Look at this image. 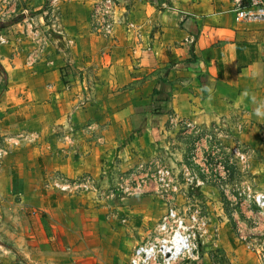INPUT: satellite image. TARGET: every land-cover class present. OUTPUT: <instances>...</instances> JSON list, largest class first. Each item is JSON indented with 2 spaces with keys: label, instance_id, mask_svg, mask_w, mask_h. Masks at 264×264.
I'll list each match as a JSON object with an SVG mask.
<instances>
[{
  "label": "rangeland",
  "instance_id": "1",
  "mask_svg": "<svg viewBox=\"0 0 264 264\" xmlns=\"http://www.w3.org/2000/svg\"><path fill=\"white\" fill-rule=\"evenodd\" d=\"M70 1L50 0L55 9L51 15L52 21L49 23L51 28L38 27L26 20L31 12L24 2L20 6L23 9L19 17L26 16L25 29L17 28L12 31L7 28L0 31V39L6 41L5 44H0V47L11 50V56L9 53L7 55L8 60L0 63L4 71L10 74L11 85L14 84L18 90L14 97L15 107L10 103L0 105V109H6V106L13 110L11 117L6 115L0 117V150L5 152L0 160V264H28L22 250L25 246L22 245H27L28 239L26 235L24 236V231L27 230L28 218L35 209L31 203L38 208L53 212L63 206L74 208L75 203L85 208H89L87 204H91L96 208L105 207L106 215H110L114 207L110 205L114 204L115 200L117 204L124 205V202L120 201L124 193L119 185L129 183V187L134 186L141 174L147 172L154 174L160 169L171 171L174 182L178 186L182 184L185 187L182 191L159 187L158 190L163 193L164 198L168 199L173 194L182 192L185 202L177 206L173 205L178 211L189 213L194 209L199 210L215 230L218 227H212L213 222H211L214 218V221L219 222L215 224H220V229L227 228L224 231H230L233 240L239 243L238 250L241 248L238 256L236 253L233 254L232 262L223 248H208V244H204L206 238H203L200 239V256L195 262L202 261V254H208L211 264H235L236 258L250 254L264 264V210L255 202L258 195H264V156L260 150L246 143H236L234 133L238 127H236L237 123H234L236 120L230 119L229 125L222 128L223 136L233 139L236 144L233 146L226 143L230 147L228 154L231 157L228 166L229 176L221 177L219 174L221 161L219 154L222 153L220 144L224 141H219V138L217 141L212 139V143L216 144L214 151L217 155L212 157L203 147L199 148L203 142L194 134L183 135L174 145H172L174 138H170L169 149H165L162 156L148 160L141 158L136 166L121 172L119 169L123 160L119 157L122 155V149L131 142V137H135V133L138 136L142 130L133 131L126 139L115 138L117 143H114L109 134L110 128H113L112 132L115 135L117 132L114 128L124 129L125 121L129 118V114H125L124 110L127 105H135L138 101L147 99L154 108L159 106L156 104V100L159 101L158 97H154L152 91L156 73L148 75L143 72L145 76H142L140 71L142 53L152 52L148 49L152 48L153 41L157 37L156 24L149 22L151 27L154 26L149 35L150 45L147 49L140 48V45L147 40L144 34L146 30H142L146 24L147 11L141 13L138 4L141 0H113L115 7L113 6L110 14L113 31L110 37H107L103 31L94 32L92 29L93 12L95 9L103 11L104 0H88L90 28L94 34L102 37L101 48L92 55H77L73 50L74 39L67 37L66 31L60 26L61 6ZM145 1L155 4L158 8L156 0ZM136 4L139 10L137 14H133V6ZM11 5L7 6L4 3L0 22L8 23L14 18L10 17L14 13L11 11L13 8L10 10ZM117 37H121L128 44V46L122 45L118 54L125 58L129 53L126 51L128 47L132 61L129 70L132 81L126 84H119L115 76H112V72L109 75L108 68L111 69L113 63H109L106 59L102 61V56L107 51L106 47H103L105 40L107 42L118 39ZM94 44L97 45V42L95 41ZM55 49L66 61L62 68L65 70L58 75L57 82L44 77L48 68L53 65L49 51L54 53ZM1 54L3 55V51L0 52V56ZM1 58L4 60L3 56ZM97 59L99 60L96 61ZM153 61L150 57L146 66L151 68L155 64ZM170 68L172 63H166L160 68L159 78ZM3 78L0 71V85L3 83ZM121 81H123L122 77ZM57 83L59 85L55 88ZM1 96L0 93V98ZM170 96L171 92L167 90L166 95L161 97L169 100ZM5 111L1 110L4 114ZM215 133L218 135L221 133L219 127ZM174 147L177 151L173 150ZM235 148L244 156L239 160V163H242L239 164V170L231 151ZM94 150L100 153L97 154L96 159H88ZM104 152L110 154L108 158L110 164L108 160L105 161ZM67 158H71L72 163L81 162L88 169L100 165L101 173L95 176L84 173L78 177H68L61 168ZM198 180L221 187L215 198L216 203L217 200H221L218 205L219 213L215 209L213 213L209 211L210 206L206 200L209 195L205 190H201V187H196ZM151 183L156 184L154 179L148 182L149 185ZM114 194L117 197H114ZM77 197H83L84 201H88L87 204L77 201ZM212 214L215 215L211 218ZM159 221L149 230L147 237L144 236L145 241L153 237ZM255 228L257 232L254 231ZM260 228L263 229L261 232L258 230ZM131 248L132 246H127L126 251L122 250V258H118L122 264H129L134 251ZM192 261L185 260L182 263L190 264Z\"/></svg>",
  "mask_w": 264,
  "mask_h": 264
},
{
  "label": "crops",
  "instance_id": "2",
  "mask_svg": "<svg viewBox=\"0 0 264 264\" xmlns=\"http://www.w3.org/2000/svg\"><path fill=\"white\" fill-rule=\"evenodd\" d=\"M4 3L7 6L12 4L10 10L13 8L11 11L14 13L10 17H14L13 19L21 16L23 7L20 6L24 3L30 8L31 14L37 13L26 20L38 27L51 28L49 23L55 9L50 0H0V14L5 7ZM156 3L160 7L156 8L155 4L145 0L138 3L141 13L147 11L146 24L142 29L146 30L144 34L147 40L140 48L147 49L150 45L149 35L154 28L150 26V21L156 24L157 29V37L152 48L148 49L152 51L151 54L144 51L141 55L140 71L142 76H145L143 72L148 75L156 73L152 91L157 92L158 100L166 101L167 109L162 115H156L153 113L154 106H151L147 99L124 107L129 118L125 121L124 129L114 128L116 135L112 132L113 128H110L111 140L117 143L115 138L126 139L133 131H142L138 136L135 133V139L122 149L119 158H122L123 162L119 170L128 171L136 166L141 158L148 160L162 156L164 150L169 149L170 138H174V145L183 135L194 134L203 142L199 148L203 147L212 157L217 156L214 151L216 144L212 143V139L217 141L219 138V141H224L220 144L222 153L219 154V174L221 177L229 176L231 157L228 154L230 147L226 143L233 146L236 144L233 139L223 136L222 128L229 125L230 119L236 120L234 123H237L238 128L234 133L236 143L252 145L264 156V24L238 22L234 12V0H156ZM138 4L133 6V14L138 13ZM60 16V26L66 31V36L74 39V53L92 55L100 50L102 37L94 34L90 28L88 0H71L65 3L61 6ZM24 22L25 20H22L9 28L12 31L17 28L24 30ZM95 41L97 45L94 44ZM105 45L103 47H106V52L109 53H104L102 61L113 63L112 68H108L109 75L112 72L119 84L132 81L129 71L132 61L126 41L120 37L107 42L105 40ZM122 45H127L126 51L129 52L125 58L118 54ZM1 49L4 60L0 56V62L4 63L8 60V53L11 56V50L0 47L1 53ZM52 49L54 50V47ZM49 53L53 65L48 68L44 77L56 81L61 71L65 70L62 68L66 61L58 55L56 49L54 53ZM150 57L155 64L148 68L146 65ZM1 63L0 67L3 68ZM134 63H137L136 60ZM166 63H172V68L159 78L160 68ZM8 74L9 85L7 83L5 92H0V105L10 103L15 107L14 97L18 90L14 84L11 85ZM58 85L57 83L55 88ZM167 90L171 92L169 100L161 97L166 95ZM5 108L0 109V117H11L12 108ZM1 110H6L5 114ZM218 127L221 130L219 135L215 133ZM168 140L169 142H166ZM173 150L177 151V148L174 147ZM231 151L239 170V164H242L239 160L244 156L237 148ZM98 153L100 151L94 150L88 159H96ZM109 157L110 154L104 152L105 161ZM108 163L110 164L109 160ZM61 168V171L71 178L84 173L99 175L102 170L100 165L88 169L81 162L72 163L71 158H67ZM128 185L129 183L119 185L124 193L120 200L124 205L117 204L115 200L114 204L110 205L114 206L110 215H106L105 207L96 208L87 204L88 201H84L83 197H77L76 200L84 202L89 208L75 203L74 208L63 206L53 212L31 203L35 209L28 218V228L24 231V236L28 239L27 245H22L25 246L22 250L28 264H122L118 258H122L123 249L126 251L127 246H132L131 250H134L138 244L143 243L146 235L150 233L149 230L165 214L168 205L177 206L185 202L182 192L173 194L171 198H164L154 183L142 192H129ZM196 187H201V190H205L209 195L206 199L210 206L209 211L213 213L215 209L219 213L218 205L221 200L216 203L215 198L221 187L202 180L197 181ZM183 188L185 187L182 184L178 186L180 191ZM114 197H117L116 194ZM214 215L212 214L211 218ZM211 222L212 227L218 228L214 230L210 226L204 244L207 243L208 248H223L233 262V254L238 256L241 249L238 250L239 243L233 240L230 231H224L227 228L220 229V224H215L217 221H214V218ZM258 230L261 232L263 229ZM254 231L257 232V228ZM201 257L202 261H192L190 264H211L208 254H202ZM235 264L262 263L257 257L247 254L236 258Z\"/></svg>",
  "mask_w": 264,
  "mask_h": 264
},
{
  "label": "built area",
  "instance_id": "3",
  "mask_svg": "<svg viewBox=\"0 0 264 264\" xmlns=\"http://www.w3.org/2000/svg\"><path fill=\"white\" fill-rule=\"evenodd\" d=\"M113 3V0H104L103 11L94 10L92 16L94 32L103 31L107 37H110L113 31L110 18ZM234 12L236 20L240 23L264 24V0H234ZM5 43L6 41L1 38L0 44ZM4 154L5 152L0 150V160ZM152 179L158 189L161 187L169 188L171 191L178 190L171 171L160 169L154 174L148 172L141 174L128 191L142 192ZM255 202L264 210L263 194L258 195ZM209 231L210 223L199 210L182 213L175 206H170L155 227L153 237L134 249L129 264H180L185 260H198L200 239L207 237Z\"/></svg>",
  "mask_w": 264,
  "mask_h": 264
},
{
  "label": "trees",
  "instance_id": "4",
  "mask_svg": "<svg viewBox=\"0 0 264 264\" xmlns=\"http://www.w3.org/2000/svg\"><path fill=\"white\" fill-rule=\"evenodd\" d=\"M161 3H164V1H161ZM167 4V3H166ZM168 5V4H167ZM169 6V5H168ZM158 7H160V5H158ZM35 14L37 13H33V14H30L29 17H33ZM26 16L24 17H18V18H15V19H12L10 22L8 23H4V22H0V31H3L7 28H9L10 26L12 25H15L19 22H21L22 20L25 19ZM0 71L2 72L3 74V83L0 85V91L1 93L5 92L7 90V83H8V79H7V73L4 71L3 68L0 67ZM157 92L155 91L154 93V97H157ZM156 104H158L159 106L158 107H155L154 110H153V113L156 114V115H162L166 109H167V106H166V101L162 100V101H158L156 100ZM135 139V137H131V141Z\"/></svg>",
  "mask_w": 264,
  "mask_h": 264
}]
</instances>
